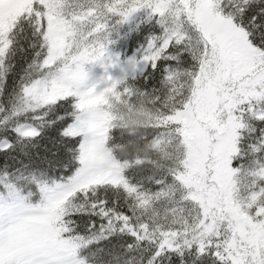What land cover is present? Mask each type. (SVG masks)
Segmentation results:
<instances>
[{"label": "snow or ice", "instance_id": "snow-or-ice-1", "mask_svg": "<svg viewBox=\"0 0 264 264\" xmlns=\"http://www.w3.org/2000/svg\"><path fill=\"white\" fill-rule=\"evenodd\" d=\"M0 264H264V0H0Z\"/></svg>", "mask_w": 264, "mask_h": 264}]
</instances>
